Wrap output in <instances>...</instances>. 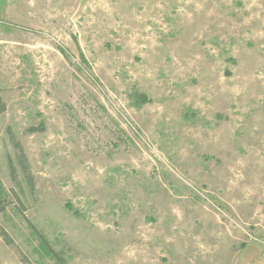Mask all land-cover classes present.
<instances>
[{
	"label": "rangeland",
	"instance_id": "374dc122",
	"mask_svg": "<svg viewBox=\"0 0 264 264\" xmlns=\"http://www.w3.org/2000/svg\"><path fill=\"white\" fill-rule=\"evenodd\" d=\"M0 103V264H59L13 192L65 264L264 244V0H0Z\"/></svg>",
	"mask_w": 264,
	"mask_h": 264
},
{
	"label": "trees",
	"instance_id": "16d2710c",
	"mask_svg": "<svg viewBox=\"0 0 264 264\" xmlns=\"http://www.w3.org/2000/svg\"><path fill=\"white\" fill-rule=\"evenodd\" d=\"M144 99V98H143ZM3 110L2 105L0 103V112ZM31 131H36V130H40L41 127H30L29 128ZM6 191H3L0 187V211L5 209V205L8 204V200L5 201L6 196L5 193ZM4 194V195H3ZM13 197L17 200V204H21L16 205L18 207V210L21 214V216L23 217V219L26 221V223L28 224L29 228L32 230V232L35 234L36 238L39 240L40 245L43 247V249L46 251V253H48L49 255H51L59 264H65V261H63L62 256L60 255V252L55 251L51 244L49 243L48 239L45 237V235L39 231L34 225L33 223L28 220L26 218L25 215H23V204L21 203V200L19 198V196L13 192ZM8 198V196H7ZM0 235L3 237V239L7 242H9V238L7 233L4 230H0Z\"/></svg>",
	"mask_w": 264,
	"mask_h": 264
},
{
	"label": "crops",
	"instance_id": "0c3cea01",
	"mask_svg": "<svg viewBox=\"0 0 264 264\" xmlns=\"http://www.w3.org/2000/svg\"><path fill=\"white\" fill-rule=\"evenodd\" d=\"M235 260L236 264H264V244L248 242L243 245Z\"/></svg>",
	"mask_w": 264,
	"mask_h": 264
}]
</instances>
